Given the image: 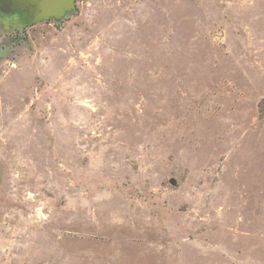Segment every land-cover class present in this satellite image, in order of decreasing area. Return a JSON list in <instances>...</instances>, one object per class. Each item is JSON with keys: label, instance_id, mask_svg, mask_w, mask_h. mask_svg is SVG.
<instances>
[{"label": "rangeland", "instance_id": "obj_1", "mask_svg": "<svg viewBox=\"0 0 264 264\" xmlns=\"http://www.w3.org/2000/svg\"><path fill=\"white\" fill-rule=\"evenodd\" d=\"M63 12L0 38V264H264V0Z\"/></svg>", "mask_w": 264, "mask_h": 264}, {"label": "flooded vegetation", "instance_id": "obj_2", "mask_svg": "<svg viewBox=\"0 0 264 264\" xmlns=\"http://www.w3.org/2000/svg\"><path fill=\"white\" fill-rule=\"evenodd\" d=\"M67 1L0 0V38L20 37L31 26L56 21L55 16L46 18L47 15L64 13Z\"/></svg>", "mask_w": 264, "mask_h": 264}, {"label": "water", "instance_id": "obj_3", "mask_svg": "<svg viewBox=\"0 0 264 264\" xmlns=\"http://www.w3.org/2000/svg\"><path fill=\"white\" fill-rule=\"evenodd\" d=\"M46 2H47V0H46ZM72 2V1H71ZM172 184H175V181L174 180H172Z\"/></svg>", "mask_w": 264, "mask_h": 264}]
</instances>
